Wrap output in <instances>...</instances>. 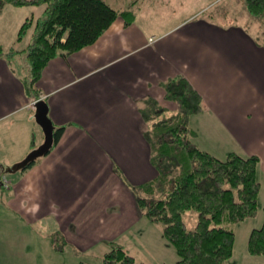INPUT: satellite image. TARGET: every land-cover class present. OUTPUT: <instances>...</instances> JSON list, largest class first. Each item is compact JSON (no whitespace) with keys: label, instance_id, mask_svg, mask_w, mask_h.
<instances>
[{"label":"crops","instance_id":"1","mask_svg":"<svg viewBox=\"0 0 264 264\" xmlns=\"http://www.w3.org/2000/svg\"><path fill=\"white\" fill-rule=\"evenodd\" d=\"M103 1L131 15L118 16L94 43L49 60L36 82L35 99L63 130L0 190V264H88L81 254L111 243L143 252V264L178 259L161 228L144 222L134 190L158 175L147 134L177 114L169 80L183 78L201 98L187 137L217 158L256 156L257 178L264 176V42L241 17H219L209 7L216 0ZM24 8L23 17L16 11ZM43 10L0 12V19L9 13L0 25L1 47L11 52L0 57V163L9 166L44 139L27 105L34 97L25 91L28 64L20 61L34 27L24 46L13 40L24 19ZM258 202L262 208L263 187Z\"/></svg>","mask_w":264,"mask_h":264},{"label":"trees","instance_id":"2","mask_svg":"<svg viewBox=\"0 0 264 264\" xmlns=\"http://www.w3.org/2000/svg\"><path fill=\"white\" fill-rule=\"evenodd\" d=\"M243 2L249 14L264 18V0ZM7 6L44 7L37 19L28 17L23 21L16 38L21 40L34 22L29 45L22 51L29 70L25 91L34 97L36 82L49 60L94 43L118 16L131 15L129 10L117 12L103 0H0V12ZM6 54L11 52H5L0 44V57ZM165 91L167 98L176 103L177 114L152 124L147 141L151 159L152 154L157 155L152 160L158 171L156 181L168 182L162 190L166 194L158 199L136 195L137 209L150 222L161 226L164 239L178 257L172 264H224L233 256L235 236L223 225L254 217L259 210L258 194L260 187L264 189V181L260 186L257 180L259 159L235 152L221 159L196 147L186 135L187 119L200 112L201 98L183 78L167 81ZM54 129L52 146L63 130ZM169 157L174 158V167L167 170L164 165ZM35 161L15 171L23 172ZM159 164H163V169L160 165L158 170ZM156 181L134 190L148 192ZM261 209L262 224L250 231L247 240V253L252 257L264 256V206ZM190 210L196 212L197 218L188 230L183 214ZM101 262L142 264L112 243Z\"/></svg>","mask_w":264,"mask_h":264},{"label":"rangeland","instance_id":"3","mask_svg":"<svg viewBox=\"0 0 264 264\" xmlns=\"http://www.w3.org/2000/svg\"><path fill=\"white\" fill-rule=\"evenodd\" d=\"M115 1H118L119 3L123 4L122 0H115ZM130 1L131 0H123L124 3H128ZM135 1H137V0H135ZM209 7H211L210 10L212 12L217 13L219 17L220 16H225V15H229L230 17H241V22H238V23L243 25V26L249 27L248 28L249 31L255 37H257V39L260 42H264V18L259 17V16L254 17L251 14L249 15V13L247 12V10L245 8L243 0H216L213 3H211ZM14 8H17V7H14ZM19 8H22V7H19ZM24 10H26V9L25 8L24 9H20L19 11H16V12H18V14L23 16L22 12ZM32 10L34 11L36 9H32ZM24 12H26V11H24ZM6 17H7V19H9V13L7 15H5V16L2 15V18L0 19V25L2 24V22H5V20L3 18H6ZM28 17H32L33 20L38 18V17H35V16L33 17L32 15L31 16L29 15ZM28 17H26V18H28ZM31 23H33L32 24V26H33L34 22H31ZM1 29H2V31L4 30L3 27ZM17 33H18V31H17ZM26 34L24 35V37L21 40H19L20 42L23 40V43H22L23 46L26 43V39H25V37H27ZM16 38H17V34L13 38V40L17 41ZM8 41H10V40H8ZM19 41H17V42H19ZM28 45H29V43H28ZM28 45H27V47H28ZM27 47H26V49H27ZM20 61L26 63L27 59L23 55V59H22V56H21ZM26 64H28V63H26ZM147 135L151 136V133L149 132ZM215 138H218V137L215 136ZM188 140H191L194 145L196 144V141H195L194 138H188ZM195 146L198 147L197 145H195ZM156 158H157V155L152 154V160H154ZM167 160H168V164L164 165L165 169H167L168 167H170V168L174 167L173 166L174 158L173 157H169V159H167ZM160 165H161V167L163 169V164H159L158 165V170H161ZM258 166H259V162H258ZM167 170H169V168ZM7 176H8V178H10V176H12V175L8 174ZM257 180L261 182L260 186H263L264 176L262 177L261 173H259ZM159 182L160 181H156L154 187H152L148 192L141 193V195H139V196H141L143 198H146V199L162 198L166 194L162 190H164L165 186L168 185V182H166L164 184H160ZM145 184H147V183H145ZM140 215H141V213H140ZM196 218H197V214H196V212H194L192 210L187 211L186 213L183 214V221H184L185 225L187 226L188 230L192 229L194 227ZM262 218H263V212H262V209H261V207L259 205V210L256 212L254 217L246 218L245 220L240 221V222L226 223V224L223 225L226 228H228L231 231H233L234 236H235L233 256L224 264H264V256H259V257L253 256L252 257L251 255H249L247 253V240H248L249 233H250V231L252 229L258 228V227L261 226ZM0 219H1L2 222H3V220H6V219L2 218L1 216H0ZM143 220H145L144 222H147V221L149 222V220L148 219L146 220V218L145 219L143 218ZM154 225L157 226L158 228H161V226L158 225V224L154 223ZM0 228H2V225H0ZM1 230L2 229H0V231ZM161 233H162V231H161ZM0 239H1V241L3 243L6 242L4 240V235H2L1 233H0ZM173 248H172V250L174 251L175 249H173ZM107 250H108V248L105 249V248L98 247L97 251H93L88 256L81 254L82 255V259H80V260L86 261L88 264H102V262H101L102 257L107 252ZM130 252H131V254L129 253L128 255L131 256L136 263H141L140 261H141L142 258L146 260V257H145L143 252H140L139 250H136V249H134L132 247L130 248ZM174 252H176V251H174ZM69 256H65V258H69ZM159 260H160L159 258L158 259H151L150 262H151V264H159ZM84 264H86V263H84Z\"/></svg>","mask_w":264,"mask_h":264},{"label":"water","instance_id":"4","mask_svg":"<svg viewBox=\"0 0 264 264\" xmlns=\"http://www.w3.org/2000/svg\"><path fill=\"white\" fill-rule=\"evenodd\" d=\"M32 107L34 108L33 118L42 129L44 135L43 142L38 147L32 149L20 162L15 163L12 166L0 164V171L4 173H15V170L23 168L27 164L35 161L37 158L45 155L52 146L54 126L47 116L46 103L43 100H38Z\"/></svg>","mask_w":264,"mask_h":264},{"label":"built area","instance_id":"5","mask_svg":"<svg viewBox=\"0 0 264 264\" xmlns=\"http://www.w3.org/2000/svg\"><path fill=\"white\" fill-rule=\"evenodd\" d=\"M10 185V181L8 180L5 174H0V188L1 189H8Z\"/></svg>","mask_w":264,"mask_h":264},{"label":"bare ground","instance_id":"6","mask_svg":"<svg viewBox=\"0 0 264 264\" xmlns=\"http://www.w3.org/2000/svg\"><path fill=\"white\" fill-rule=\"evenodd\" d=\"M187 133V132H186Z\"/></svg>","mask_w":264,"mask_h":264}]
</instances>
